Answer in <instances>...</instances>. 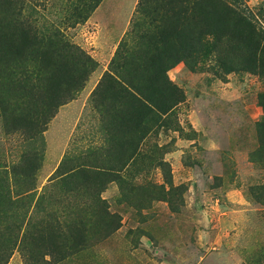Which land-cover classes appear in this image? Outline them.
<instances>
[{"label": "rangeland", "instance_id": "obj_1", "mask_svg": "<svg viewBox=\"0 0 264 264\" xmlns=\"http://www.w3.org/2000/svg\"><path fill=\"white\" fill-rule=\"evenodd\" d=\"M138 1L100 0L84 22L60 25L96 65L74 96L57 107L46 131L33 136L11 131L0 117V168L20 166L28 173L26 180L35 188L32 203L41 197L45 209L50 206L48 198L59 189L52 180L57 166L75 165L80 159L74 153L91 137L83 123L105 119L93 108L92 91L108 70L119 40L137 48L131 26ZM261 3L241 0L240 6L264 30ZM29 4L56 22L77 1L24 0L22 14ZM200 54L189 66L180 60L167 70L183 98L162 115L166 125L143 138L136 159L101 186L99 196L114 215L113 229L106 233L88 225L93 235L84 232L78 251L60 261L43 253L37 261L26 253L30 238L23 227L18 238L23 231L27 237L5 264H264V147L256 152L264 75L245 70L224 74L214 57ZM68 133L66 145L60 139ZM99 141L107 147L103 137ZM114 144L110 152L117 156ZM110 164L119 166L114 157ZM12 177V185L26 182ZM45 211L33 213L29 221L47 215Z\"/></svg>", "mask_w": 264, "mask_h": 264}, {"label": "trees", "instance_id": "obj_2", "mask_svg": "<svg viewBox=\"0 0 264 264\" xmlns=\"http://www.w3.org/2000/svg\"><path fill=\"white\" fill-rule=\"evenodd\" d=\"M76 1L53 22L34 4L22 14L24 0H0V117L7 129L41 135L57 107L74 96L96 65L60 28L62 23L84 22L100 0ZM136 4L131 29L137 33V48L119 40L108 70L92 91L94 107L108 120L102 132L108 138L122 136L115 140L117 156L109 153L100 163L81 159L73 166H57L52 180L59 189L48 198L46 209L41 197L31 202L35 188L28 184L23 168H0V264L25 240V232L30 257L38 261L44 253L60 261L79 250L87 236L84 232L93 235L88 225L106 233L113 229L114 215L99 196L101 186L136 159L143 138L165 126L162 115L183 98L167 76L178 61L189 66L200 53H209L224 74L245 70L264 75V30L252 14L242 12L241 0H139ZM259 7L264 14V0ZM258 99L264 111V92ZM256 126L260 153L264 116ZM122 148L131 151L125 154ZM113 157L119 166L110 164ZM11 176L26 182L12 185ZM44 210L47 215L29 221L33 213ZM23 227L26 231L18 238Z\"/></svg>", "mask_w": 264, "mask_h": 264}, {"label": "crops", "instance_id": "obj_3", "mask_svg": "<svg viewBox=\"0 0 264 264\" xmlns=\"http://www.w3.org/2000/svg\"><path fill=\"white\" fill-rule=\"evenodd\" d=\"M91 96V95H90ZM96 98V94H95V96L93 95V96H91V103H92V105H93V108H95V111H96V107H94V99ZM97 112V111H96ZM95 118V117H94ZM104 118L105 119H97V118H95V119H97V120H93V121H91L90 119L89 120H86V122L85 123H83L84 124V126L85 125H88V127L86 126V128L89 130V132L91 131V133H89V135L91 136V137H89L88 138V140H87V143L85 144V148L81 151V152H77V153H74V154H79V156H81V157H79L78 156V158L81 160V159H84V160H86V161H92V160H94L95 162H97V163H100V162H102L103 160H105L104 159V151H106V152H108V153H111L110 152V147L109 146H111L110 144H108L107 143V141H108V139H110V141H111V143H112V141H115V140H117V137H122V136H116V137H112V138H108L103 132H102V125H103V123H105L106 121H108V120H106V117L104 116ZM53 120V117L51 118V121ZM78 120V117H76V121ZM75 121V122H76ZM105 121V122H104ZM82 127H84L83 125H81ZM80 126V127H81ZM79 127V130H81V128ZM48 129V127H46V130ZM93 129H95V132H94V130ZM96 129H97V131H96ZM45 130V131H46ZM101 134H102V136H101ZM69 135V133L67 134V136ZM69 137L70 136H68L67 138L65 137V138H62L61 137V139H60V141L62 142V143H66V145H67V139H69ZM100 137V138H99ZM101 137H103V141H104V143H105V145L107 146V147H103V145L104 144H101V142L99 141V139H101ZM132 139H134V138H131V140ZM65 144H64V148H62V151H61V155H60V157H62L63 158V156H64V152H65V148L67 147ZM139 147H140V145H139ZM69 148V147H68ZM112 148L113 149H115L116 150V141H115V144L114 145H112ZM102 151V152H101ZM128 151H131L130 149L129 150H127V149H125V148H122V149H120V152H124L125 154L126 153H128ZM74 154H71V155H74ZM63 155V156H62ZM60 159V161L61 162H63V160L64 159ZM59 162V161H58Z\"/></svg>", "mask_w": 264, "mask_h": 264}]
</instances>
